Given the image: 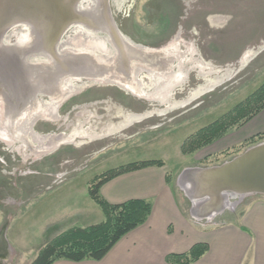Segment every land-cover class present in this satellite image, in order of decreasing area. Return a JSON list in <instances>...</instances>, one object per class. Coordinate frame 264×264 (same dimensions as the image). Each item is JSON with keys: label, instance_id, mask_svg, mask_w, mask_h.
I'll list each match as a JSON object with an SVG mask.
<instances>
[{"label": "rangeland", "instance_id": "rangeland-1", "mask_svg": "<svg viewBox=\"0 0 264 264\" xmlns=\"http://www.w3.org/2000/svg\"><path fill=\"white\" fill-rule=\"evenodd\" d=\"M12 4L0 0V264H31L63 231L102 222L89 184L110 169L163 160L190 215L186 169L264 142L243 146L235 128L181 150L264 83V0H78L53 42L62 4ZM231 195L225 212L261 196ZM88 204L98 213L81 219Z\"/></svg>", "mask_w": 264, "mask_h": 264}, {"label": "crops", "instance_id": "crops-1", "mask_svg": "<svg viewBox=\"0 0 264 264\" xmlns=\"http://www.w3.org/2000/svg\"><path fill=\"white\" fill-rule=\"evenodd\" d=\"M239 130L244 133L242 141L264 133V109ZM166 168L150 166L126 173L100 190L112 204L130 199L151 202L152 212L146 223L121 238L101 260L59 259L53 264H171L167 261L169 254L186 253L198 243H206L209 248L191 264H264V195L249 198L240 211L225 209L212 217L200 215V205L192 202L189 215L175 194ZM90 204L80 214L81 219L88 220L93 211L98 213Z\"/></svg>", "mask_w": 264, "mask_h": 264}, {"label": "trees", "instance_id": "trees-1", "mask_svg": "<svg viewBox=\"0 0 264 264\" xmlns=\"http://www.w3.org/2000/svg\"><path fill=\"white\" fill-rule=\"evenodd\" d=\"M262 109H264V83L227 113L190 135L182 144V153L193 154L213 144L230 130L245 125ZM262 140L264 133L244 140L242 145L249 146ZM150 166L162 167L165 166V162L161 159L131 162L110 169L92 179L89 184V195L102 209L104 220L90 226H75L58 234L40 249L31 264H53L59 259L75 262L103 259L121 238L146 223L152 212V203L144 199H130L112 204L101 195L102 186L118 176ZM208 248V244L198 243L186 253L169 254L167 261L171 264H191Z\"/></svg>", "mask_w": 264, "mask_h": 264}, {"label": "water", "instance_id": "water-1", "mask_svg": "<svg viewBox=\"0 0 264 264\" xmlns=\"http://www.w3.org/2000/svg\"><path fill=\"white\" fill-rule=\"evenodd\" d=\"M12 1L15 14H24L26 12L24 6L33 4V0ZM55 1L62 4L63 7L60 10L61 17L57 27L49 41L51 39L55 41L67 27L70 17L64 14L69 12L71 5L78 0ZM16 21H18L17 17L6 21V28ZM189 170L193 172L190 192L193 198L188 196L194 206V200L200 205L201 209L198 210L200 215L212 217L225 209L222 204L223 196L227 197L228 194H233L231 197L239 196L242 199L251 194L264 195V142L246 149L242 154L221 165L189 168ZM203 202L206 204L202 205Z\"/></svg>", "mask_w": 264, "mask_h": 264}, {"label": "bare ground", "instance_id": "bare-ground-1", "mask_svg": "<svg viewBox=\"0 0 264 264\" xmlns=\"http://www.w3.org/2000/svg\"><path fill=\"white\" fill-rule=\"evenodd\" d=\"M192 173L193 172H191L189 169H187V170H185L184 172H183V174L181 175V183L183 184V186H185L186 187V191H187V193L189 194V196L191 197V198H193L192 196H191V194H190V192H191V185H192ZM227 198H228V195H227V197L226 196H223V199H222V204L225 206L224 208H226V206L228 205L227 204ZM206 203L205 202H203L202 203V205H205ZM197 206L199 205L198 204V202H197V204H196ZM199 207V206H198Z\"/></svg>", "mask_w": 264, "mask_h": 264}, {"label": "flooded vegetation", "instance_id": "flooded-vegetation-1", "mask_svg": "<svg viewBox=\"0 0 264 264\" xmlns=\"http://www.w3.org/2000/svg\"><path fill=\"white\" fill-rule=\"evenodd\" d=\"M102 1H100V2H102ZM110 36H111V40L116 44V47L118 48V50H120L119 45L116 43L115 38L113 37V35H110Z\"/></svg>", "mask_w": 264, "mask_h": 264}]
</instances>
